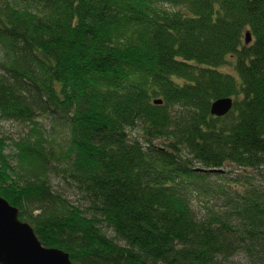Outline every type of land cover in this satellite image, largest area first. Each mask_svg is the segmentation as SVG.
<instances>
[{"label": "trees", "instance_id": "16d2710c", "mask_svg": "<svg viewBox=\"0 0 264 264\" xmlns=\"http://www.w3.org/2000/svg\"><path fill=\"white\" fill-rule=\"evenodd\" d=\"M0 119V197L73 264H264V0H0Z\"/></svg>", "mask_w": 264, "mask_h": 264}, {"label": "water", "instance_id": "95a60500", "mask_svg": "<svg viewBox=\"0 0 264 264\" xmlns=\"http://www.w3.org/2000/svg\"><path fill=\"white\" fill-rule=\"evenodd\" d=\"M249 32L244 34V44L251 43ZM154 105H161L162 100L155 99ZM233 106L229 97L214 100L210 114L223 117ZM210 172L220 173L221 169ZM0 264H73L67 252L57 248H46L38 240L33 228L19 219V211L0 197Z\"/></svg>", "mask_w": 264, "mask_h": 264}, {"label": "rangeland", "instance_id": "374dc122", "mask_svg": "<svg viewBox=\"0 0 264 264\" xmlns=\"http://www.w3.org/2000/svg\"><path fill=\"white\" fill-rule=\"evenodd\" d=\"M221 70L222 72H225V73H232L231 67L229 68L225 66ZM43 125L46 127V129H48L47 127H51V125L49 124L47 120L43 121ZM54 128H55L54 129L55 135H53L54 138L61 145L62 149L64 151H67L68 150V145L66 142V139H68L67 132L65 131V129L57 125H55ZM28 129L29 128L27 126L20 124L18 122L6 121V120L0 119V138L8 137V138L16 139L20 135H23L25 132H27ZM6 152H8V150H6ZM67 152H65V155L67 154ZM64 165L65 164L62 161L60 163V166H64ZM50 182L53 185V187L56 189V191L61 193L66 198L67 201L71 202L74 205H80L82 206V208L85 207L84 202L83 203L81 202V200L79 199L80 197L76 193L75 189L71 187L72 183L70 179L63 178L60 175L58 176L51 175ZM196 206L198 207L199 205H196ZM107 235L110 237L113 236L112 233L108 231H107ZM120 244L123 245L122 242H120ZM224 264H245V260L242 256H236L234 258H231L228 262H225Z\"/></svg>", "mask_w": 264, "mask_h": 264}]
</instances>
